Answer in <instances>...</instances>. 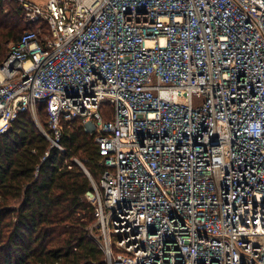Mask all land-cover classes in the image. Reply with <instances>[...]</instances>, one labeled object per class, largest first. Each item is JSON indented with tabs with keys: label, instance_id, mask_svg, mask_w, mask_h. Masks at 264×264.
<instances>
[{
	"label": "built area",
	"instance_id": "obj_1",
	"mask_svg": "<svg viewBox=\"0 0 264 264\" xmlns=\"http://www.w3.org/2000/svg\"><path fill=\"white\" fill-rule=\"evenodd\" d=\"M17 1L0 134L28 112L65 151L82 120L107 264H264V0Z\"/></svg>",
	"mask_w": 264,
	"mask_h": 264
},
{
	"label": "trees",
	"instance_id": "obj_2",
	"mask_svg": "<svg viewBox=\"0 0 264 264\" xmlns=\"http://www.w3.org/2000/svg\"><path fill=\"white\" fill-rule=\"evenodd\" d=\"M5 6L0 0V65L9 45L35 26L19 4ZM101 114L111 120L113 105L103 104ZM38 118L46 127L42 104ZM62 143L65 151L50 149L28 112L0 134V264H107L89 234L96 220L87 198L93 184L78 163L98 182L103 171L98 144L81 119L64 123Z\"/></svg>",
	"mask_w": 264,
	"mask_h": 264
},
{
	"label": "rangeland",
	"instance_id": "obj_3",
	"mask_svg": "<svg viewBox=\"0 0 264 264\" xmlns=\"http://www.w3.org/2000/svg\"><path fill=\"white\" fill-rule=\"evenodd\" d=\"M5 1H6V6H5V7H7V8H8L10 5H11V6L16 5V3L19 4L17 0H5ZM35 1H36L37 3L41 2V1H39V0H35ZM9 47H10V45H9ZM87 198H88L89 201H91V199H90L89 197H87Z\"/></svg>",
	"mask_w": 264,
	"mask_h": 264
}]
</instances>
